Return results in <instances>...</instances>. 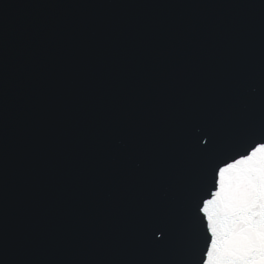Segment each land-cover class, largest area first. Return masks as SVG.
<instances>
[{
	"label": "water",
	"instance_id": "1",
	"mask_svg": "<svg viewBox=\"0 0 264 264\" xmlns=\"http://www.w3.org/2000/svg\"><path fill=\"white\" fill-rule=\"evenodd\" d=\"M255 89V91L253 90ZM203 133L213 141L205 153ZM264 135V0H204L196 88L181 198L174 264H183L189 223L198 249L205 231L195 206L211 183L202 179L191 202L188 193L212 163L235 156L244 140ZM216 159V160H215ZM215 160V161H214Z\"/></svg>",
	"mask_w": 264,
	"mask_h": 264
},
{
	"label": "snow or ice",
	"instance_id": "2",
	"mask_svg": "<svg viewBox=\"0 0 264 264\" xmlns=\"http://www.w3.org/2000/svg\"><path fill=\"white\" fill-rule=\"evenodd\" d=\"M212 141L210 133H203L197 143L211 154ZM242 143L247 144L243 152L212 163L210 176L209 170L203 173L188 193L191 202L202 179L211 183L195 206L205 243L197 255L191 226L183 225L189 237L183 264H264V135ZM153 231L146 233L152 245L169 243L170 234L161 240Z\"/></svg>",
	"mask_w": 264,
	"mask_h": 264
}]
</instances>
